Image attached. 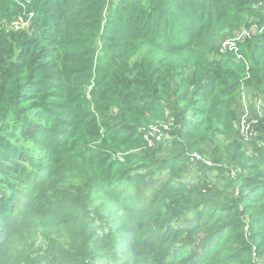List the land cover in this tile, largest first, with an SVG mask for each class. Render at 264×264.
Instances as JSON below:
<instances>
[{"label": "trees", "instance_id": "trees-1", "mask_svg": "<svg viewBox=\"0 0 264 264\" xmlns=\"http://www.w3.org/2000/svg\"><path fill=\"white\" fill-rule=\"evenodd\" d=\"M246 89L264 0H0V264H259L264 146L224 141ZM195 152L237 175L185 185Z\"/></svg>", "mask_w": 264, "mask_h": 264}, {"label": "rangeland", "instance_id": "rangeland-1", "mask_svg": "<svg viewBox=\"0 0 264 264\" xmlns=\"http://www.w3.org/2000/svg\"><path fill=\"white\" fill-rule=\"evenodd\" d=\"M17 27V22L15 23V25ZM238 36H242V34H238ZM244 36L240 37L239 39H243ZM233 41H231L230 39H228V37H224L222 40L219 41V47H224V46H228V45H232ZM258 103H259V98H258ZM260 102L262 103V105L264 106V102L260 99ZM257 103V106L259 107V114L257 116H250V117H255V118H260L263 113L264 110L262 109V107L259 106V104ZM238 119V118H237ZM264 122H260L258 127L261 126ZM152 125H160L161 127H165V132H170L171 131V127H167L166 124H158V123H152L150 124V126ZM149 126V127H150ZM263 127V126H262ZM262 129V135L264 136V132H263V128ZM238 124L236 122V134L235 135H230L227 138L224 139L225 142L227 141H235L238 140L240 138V142L243 144V146L245 147V149L249 152L250 156L253 155L252 150L250 149V147L246 144V141L244 140V137L241 135V133L238 131ZM168 135V134H167ZM241 135V136H239ZM230 138V139H229ZM169 138H167V141ZM254 143V142H251ZM165 145V144H163ZM36 147L35 146H31V148L28 150L27 156L30 157L32 152H35ZM193 154H198L201 156V158L206 161L209 162L208 157L202 154H199L197 152L193 153ZM192 154V155H193ZM190 162V160H189ZM212 165L210 167L208 166H204L201 167L200 164L202 163H195V164H191L192 167L190 168V175L189 178L184 182L185 185H190L192 183H198V182H206L209 183L210 186L216 185L217 187L220 186L223 182L228 181L230 179L233 178V176L236 175V170L233 166H229L227 165V162L223 163V164H214L212 162H210ZM190 164V163H189ZM190 165V166H191ZM217 169L220 170L221 173L217 172ZM214 170H216L214 172ZM196 175V176H193ZM159 176V171L155 174L156 179ZM193 177H196V180H193ZM0 181L3 183H9V182H14L13 178L10 176H7V174H0ZM195 214H189L188 216H186V218H182L181 219V223L183 224V227L185 228H192L193 227V219H194ZM174 228H177V223H174L173 225ZM177 252H182V246H180V244H175L173 246H171L168 250H167V254L170 257H174V254ZM194 255L193 253H191L189 250L187 251V255H185L181 260L180 263L181 264H186V259H193ZM256 259V258H255ZM122 260L121 259H117L116 263H109L106 261H102V262H96L94 264H119ZM259 264H264V258L259 260Z\"/></svg>", "mask_w": 264, "mask_h": 264}, {"label": "built area", "instance_id": "built-area-1", "mask_svg": "<svg viewBox=\"0 0 264 264\" xmlns=\"http://www.w3.org/2000/svg\"><path fill=\"white\" fill-rule=\"evenodd\" d=\"M107 1V7L111 4H116L121 2L122 0H106ZM219 47V52L221 55L225 54V47ZM259 98V97H257ZM259 106L262 107L264 110V106L260 102L259 98ZM260 122H264V113L260 118L255 117H241L237 119V124L239 128V132L244 137V140L246 143L254 142L258 143L259 145L264 146V136L262 135V126H264V123L258 127ZM167 127H170V125H167ZM165 127H161L160 125H152L146 129V132L144 133V140L147 145V148H153L157 145H163L167 143V133L165 132ZM195 163H202L203 165H206L210 167L212 164L209 162L204 161L200 155L193 154L190 157V165ZM189 166V168H191ZM237 175V172H236ZM235 175V176H236ZM234 177V176H233Z\"/></svg>", "mask_w": 264, "mask_h": 264}, {"label": "crops", "instance_id": "crops-1", "mask_svg": "<svg viewBox=\"0 0 264 264\" xmlns=\"http://www.w3.org/2000/svg\"><path fill=\"white\" fill-rule=\"evenodd\" d=\"M258 96L252 89H246L241 96V99L236 104L235 111L237 118L257 116L259 114ZM230 139V138H229ZM191 169L189 168V175ZM196 176V175H193Z\"/></svg>", "mask_w": 264, "mask_h": 264}]
</instances>
